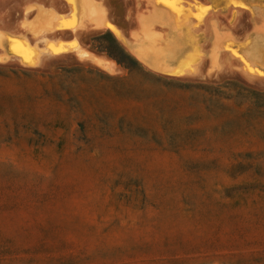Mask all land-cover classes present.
I'll use <instances>...</instances> for the list:
<instances>
[{"label":"rangeland","instance_id":"1","mask_svg":"<svg viewBox=\"0 0 264 264\" xmlns=\"http://www.w3.org/2000/svg\"><path fill=\"white\" fill-rule=\"evenodd\" d=\"M108 1L124 28L152 11ZM173 1L192 28L212 10L203 39L191 28L193 47L162 54L170 39L152 33L148 65L92 30L80 39L112 73L70 56L0 64V264H264V79L211 53L214 30L262 31L264 0ZM13 4L0 28L19 27Z\"/></svg>","mask_w":264,"mask_h":264},{"label":"crops","instance_id":"2","mask_svg":"<svg viewBox=\"0 0 264 264\" xmlns=\"http://www.w3.org/2000/svg\"><path fill=\"white\" fill-rule=\"evenodd\" d=\"M12 1L14 2V4L12 5L14 8V11L19 12L20 14V19L17 22V26L19 25V27L17 29L9 27L8 25L9 22L6 20L4 21L3 27L0 28V32L10 37V40L12 38L14 40L15 39L23 40L25 46L34 52L33 62L34 60L36 62L39 61V63L35 67L39 66V64L41 63L42 57L44 55L48 57H54V58L61 57V56H70V57L75 58L80 63L89 64L95 70L101 71L105 73L106 75L108 72L112 73V71H114V68H115L114 63H112L113 62L112 59H111L112 61L111 62L110 59L106 57L104 58V56L99 55L96 51H94V49H92L91 46H89L88 44H84L82 40L80 39L81 34L84 33L85 31L92 30L93 32H101V33L110 34L116 47L120 50L122 54L128 57L132 55L137 60L138 58L135 57L132 51L137 50L140 47H145L147 50L149 49V44H150V40L148 36L149 32L152 33L153 31V33H157L159 35V39L157 40L158 46H163V42L171 37L170 31L167 27H165L166 31L163 33L159 32L158 30H155L154 25L156 24H154L150 29H148V27L146 26L140 25L139 22H138L139 27L124 28L117 19L111 16V13H110L111 6L108 0H93V1L91 0L92 3L91 2L90 3L93 5L84 4V7L82 6L83 1L81 0L80 6H82L83 9H87V8L93 9L94 8V13L92 12V15H90V13L89 14L85 13L79 16H76V15L74 16L71 14L72 7L69 4H67L66 0H65L66 2L64 0H23V1L12 0ZM85 1L87 3L89 2V0L88 1L85 0ZM194 2L195 1L190 2V3L185 2L184 4L186 6L187 3H189L195 6ZM90 6H93V7L90 8ZM199 7L201 8L205 6L199 5ZM240 9L242 11L246 10L244 8H240ZM195 11L196 10L193 7L192 12L194 13ZM211 11L212 10H208L206 14L203 16V18L205 17V19L199 23H197L195 18H191V23L194 24L195 26L193 28L191 26H186L185 28L188 30V32H189V29L192 28L193 35L201 37V40H202L203 33L198 31V27L208 20V17L211 16ZM72 12L73 14L75 13L74 11ZM71 16H73V18ZM42 18L43 19L46 18L43 20L44 22H46L45 20L48 19L46 22V25L44 22H42ZM50 20L53 21V23H51ZM48 21L50 25L52 24L51 26L49 25V27L47 25ZM38 22L43 23L44 25L40 27L39 26L40 24L38 25ZM74 22H77V23L74 24ZM35 23L37 24L35 25ZM23 24L26 26L27 31L22 29ZM53 24L55 25V28ZM34 25H35V28H34ZM37 25L40 28L37 27ZM36 28H39V29L37 30ZM110 28H113L115 31ZM28 29L31 31V33L34 30H36L34 32H37V34H34L35 36L34 38L38 39L41 36H45V38L41 41L34 40L33 36L30 34V32H28ZM251 33L248 34L244 38L243 37L235 38L231 36L229 33H221L217 30H214V36H216L214 39V42L216 43L218 37L220 38V40L218 39L219 41H217V44L213 43L211 53L219 54V53H222V51L223 53L226 52V54L228 55L230 53L231 55L229 56L231 58L235 60L238 59L239 62L242 64L243 74H245L250 79H251V74H252L253 78L255 77L254 78L255 80H262V78H264V57L261 56L262 48H263L262 44L260 43L261 32L259 30H256L254 32L252 31ZM137 37H139V42L138 40H136ZM231 39L232 40L235 39L234 42L231 43V46L233 45L232 47L233 49L232 48L229 49L231 47L230 46V42H232ZM220 43H221V47H219L220 45H218ZM43 45L45 46L43 47ZM235 46H237V48H235ZM199 47H200V54H201L199 61L201 64L202 60L209 56L210 50H209L208 45L204 41H200ZM227 47L229 50L227 49ZM81 50H83L82 54L80 53ZM234 50H236L235 51L236 53L242 55V59L234 56L233 54L235 53ZM86 53L88 54L86 55ZM6 56H9V54H6L5 52L3 53L0 52V64L6 63L7 61H12L14 59L19 64L25 65L21 63L20 59L19 61L15 59L16 57L12 58L9 56L10 60L6 61L5 59ZM241 60L245 61L246 63L245 62L242 63ZM200 64L198 65L197 69H199ZM106 65L109 66V69L107 70L104 67ZM245 68L246 70H244ZM253 70L255 72L257 71L256 74L254 73Z\"/></svg>","mask_w":264,"mask_h":264},{"label":"bare ground","instance_id":"3","mask_svg":"<svg viewBox=\"0 0 264 264\" xmlns=\"http://www.w3.org/2000/svg\"><path fill=\"white\" fill-rule=\"evenodd\" d=\"M65 1V0H64ZM67 1V4H69L71 7H72V11H74L75 13L73 14V12L71 11V14L72 15H76V16H79V15H83V14H85V13H90V15H92V12L94 13V8L93 9H88L87 7V9H83L82 8V6L84 7V4H87V5H90L92 2H91V0H89V2L87 3L85 0H82L83 1V5L82 6H80V4H81V0H66ZM65 1V2H66ZM88 1V0H87ZM93 1V0H92ZM147 1H149V0H147ZM226 1V0H225ZM91 2V3H90ZM152 2V11H150V13H148L147 15L146 14H142V15H140L139 16V20L137 21V22H139L140 23V25H142V26H146V27H148V29H150L151 27H152V24L153 23H159V24H163L164 23V25L168 28V29H170V34H171V37L169 38L170 39V42L168 43V46H165L163 49H160L158 52L159 53H168L170 50L173 52V53H176L177 54V52H179V51H181L184 47H186V46H188V47H193L194 45H193V42H192V39H191V37L189 36V32H188V30L185 28L186 26H189L188 25V22L187 21H185L184 19H182L181 18V16L179 17V16H175V15H172V17H175L174 19L175 20H173V19H171L170 18V15L172 14V13H174L175 12V9H176V7H175V2L173 1V0H152L151 1ZM235 2H236V0H235ZM240 2H242V1H240ZM94 4H95V2H94ZM45 5V4H44ZM91 5H93V4H91ZM69 6V7H70ZM93 6H90V8H92ZM96 7V6H95ZM229 7V6H228ZM258 8H260L256 3H251V5H250V9H251V11H255V10H257ZM260 11H262L263 13H261L262 14V16L264 17V8L263 7H261L260 9H259ZM258 10V11H259ZM177 15H179V14H177ZM262 16H260V17H262ZM72 18H73V16H71ZM179 17V18H178ZM44 19H46V18H44ZM43 18H42V22H44L43 20H44ZM69 19H70V17H69ZM75 19V18H74ZM79 19H80V17H79ZM262 19H264V18H262ZM48 20V19H47ZM47 20H45L46 22H47ZM41 21V20H40ZM46 22H44L45 23V25H46ZM50 22L51 23H53V21H51L50 20ZM211 22V21H210ZM264 22V21H263ZM75 23H77V22H74V24ZM262 23V22H261ZM37 23H35V25H36ZM40 24V25H39ZM42 24V25H41ZM35 25H34V28H35ZM38 25L41 27V26H43L44 24L43 23H40V22H38ZM37 25V27H39ZM48 27H49V21H48ZM52 25V24H51ZM50 25V26H51ZM54 25V24H53ZM19 26V25H18ZM23 26V25H22ZM39 27V28H40ZM74 27V26H73ZM30 28V27H29ZM39 28H36L37 30L39 29ZM47 28V27H46ZM54 28H55V25H54ZM70 28V27H69ZM69 28H67V29H69ZM141 28V27H140ZM254 28V27H253ZM31 29V28H30ZM110 29H113V28H110ZM259 29V28H258ZM264 29V28H263ZM262 29V31H260L261 32V41H260V43L262 44V46H263V48H262V53H261V56L262 57H264V30ZM48 30H50V29H48ZM51 30H52V28H51ZM114 30V29H113ZM230 30V29H229ZM34 31H36V30H34ZM32 32V34L34 35V34H37V32ZM115 31V30H114ZM254 31H256V30H253V32ZM28 32H30L29 31V29H28ZM152 33H153V31H152ZM152 33H148V36H149V40H150V38L152 37ZM257 33V32H256ZM250 34V33H249ZM252 34V33H251ZM118 35V34H117ZM119 36V35H118ZM131 36V35H130ZM226 36H227V34H226ZM250 36V35H249ZM0 37L2 38V40H3V42H4V45H5V47H6V54H9V56L10 57H16L15 59H17L18 61H19V59H20V61H21V63H23V64H25V65H31V64H33V57H34V52L32 51V50H30V49H28L26 46H25V44H24V42H23V40H21V39H11L10 40V37H8L7 35H4V34H1V32H0ZM215 37L216 36H214V39H215ZM217 39V38H216ZM218 39L220 40V38L218 37ZM217 39V41H219ZM232 40V39H231ZM235 40V39H234ZM234 40H232V42H230V46H231V43H233L234 42ZM245 40H247V39H245ZM217 41H216V43L215 44H217ZM244 41V40H243ZM79 42V41H78ZM151 43V42H150ZM229 44V43H228ZM227 44V45H228ZM242 44V43H241ZM73 45V44H72ZM218 45H220L219 47H221V43L220 44H218ZM225 45V44H224ZM226 45V46H227ZM236 45H237V43H236ZM240 45V44H239ZM0 46H1V44H0ZM226 46H225V48H226ZM241 46V45H240ZM214 47H215V45H214ZM218 47V46H217ZM233 47V45L229 48V49H231ZM2 48V47H1ZM78 48H79V46H78ZM235 48H237V46H235ZM3 49V48H2ZM54 49V48H53ZM227 49H228V47H227ZM228 49V50H229ZM233 49V48H232ZM82 51L83 50H81V54H82ZM87 51V50H86ZM236 50H234V52H235ZM11 52V53H10ZM133 52V54L135 55V57L136 58H138V60L141 62V63H143L144 65H148V56H149V53H150V47H149V49L147 50L145 47H140V48H138L137 50H133L132 51ZM225 52V51H224ZM239 52V51H238ZM80 53H79V55H80ZM222 53H223V51H222ZM226 53V52H225ZM233 53V52H232ZM88 53H86V55H87ZM92 54V53H91ZM90 54V55H91ZM215 54V53H214ZM234 54V56H236V57H238V58H240V59H242V55H240V54H238V53H233ZM147 55V56H146ZM153 55V54H152ZM217 55V54H216ZM229 55H231L230 53H229ZM9 56H6V59H9ZM46 56V55H45ZM95 56H97V55H95ZM18 57V58H17ZM151 57V56H150ZM153 57V56H152ZM233 57V56H232ZM105 58V57H104ZM153 59V58H152ZM214 59H215V56H214ZM14 60V59H13ZM104 60H106V59H104ZM103 60V61H104ZM238 60V59H237ZM111 61V60H110ZM153 61V60H152ZM239 61V60H238ZM83 62V61H82ZM112 62V61H111ZM214 63H216L215 62V60L213 61ZM241 62L243 63V62H245V61H242L241 60ZM113 63V62H112ZM246 63V62H245ZM45 64V63H44ZM99 64H101V63H99ZM101 65H103V64H101ZM99 66V65H98ZM245 66V65H244ZM105 68H106V70L107 69H109V66L108 65H106V66H104ZM216 67V66H215ZM247 67V66H246ZM250 68V67H249ZM103 69V68H102ZM216 69V68H215ZM105 70V69H104ZM244 70H246V68L244 69ZM254 71V70H253ZM107 72V71H106ZM257 72V71H256ZM256 72L254 71V73L256 74ZM109 73V72H108ZM262 73V72H261ZM116 74V73H115ZM183 74V73H182ZM263 74V73H262ZM248 75H250V74H248ZM244 77V76H243ZM255 78V77H254ZM253 78V76H252V74H251V79H254ZM257 78V77H256ZM262 78V77H261ZM258 79H259V77H258ZM262 79H264V78H262ZM255 80V79H254Z\"/></svg>","mask_w":264,"mask_h":264},{"label":"water","instance_id":"4","mask_svg":"<svg viewBox=\"0 0 264 264\" xmlns=\"http://www.w3.org/2000/svg\"><path fill=\"white\" fill-rule=\"evenodd\" d=\"M181 70H182V69H181ZM181 70H179V73H177V75H172V76H178V75L180 74Z\"/></svg>","mask_w":264,"mask_h":264}]
</instances>
